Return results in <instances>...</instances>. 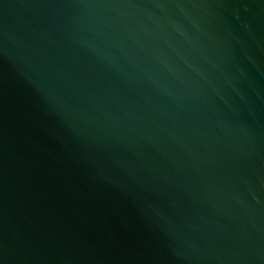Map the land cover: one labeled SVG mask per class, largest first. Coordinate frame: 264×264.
I'll list each match as a JSON object with an SVG mask.
<instances>
[{
    "label": "water",
    "instance_id": "1",
    "mask_svg": "<svg viewBox=\"0 0 264 264\" xmlns=\"http://www.w3.org/2000/svg\"><path fill=\"white\" fill-rule=\"evenodd\" d=\"M0 264H264V0H0Z\"/></svg>",
    "mask_w": 264,
    "mask_h": 264
}]
</instances>
